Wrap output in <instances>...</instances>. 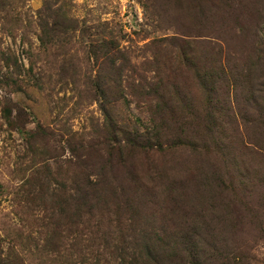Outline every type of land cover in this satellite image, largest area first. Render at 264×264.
I'll use <instances>...</instances> for the list:
<instances>
[{"label":"rangeland","instance_id":"374dc122","mask_svg":"<svg viewBox=\"0 0 264 264\" xmlns=\"http://www.w3.org/2000/svg\"><path fill=\"white\" fill-rule=\"evenodd\" d=\"M258 145L264 0H0V264H126L191 205L264 264Z\"/></svg>","mask_w":264,"mask_h":264},{"label":"trees","instance_id":"16d2710c","mask_svg":"<svg viewBox=\"0 0 264 264\" xmlns=\"http://www.w3.org/2000/svg\"><path fill=\"white\" fill-rule=\"evenodd\" d=\"M242 77L244 78V74L237 71V78H239L238 82L241 86L245 87V79H242ZM232 80L235 84L236 79L232 77ZM245 124L246 123L243 124L242 133L246 136V129L248 126ZM235 138L239 141L240 136L238 135ZM247 143L248 145L255 146L251 141H246V145ZM241 147L247 149L245 145H241ZM257 148L260 153L254 151L256 156L264 158V147L259 146ZM235 149L236 143L233 146V150ZM204 179V182L209 184L206 175H204ZM196 191L200 193L201 186H199ZM73 197L80 198V195L75 193ZM176 202L177 201H175V203ZM173 209L175 210V207H171V217L167 218L170 222L167 224L169 229L166 233H163V235H153L149 232L142 235V247L139 251L132 249L134 248L132 245L129 246L130 249L128 252L123 251L121 248L119 258H124V254L130 257L126 264H217L216 259L219 258L215 241V233L217 230L214 229L211 222L206 221L204 216H201L200 210H197L198 214L196 216V208L193 205L189 206V214L184 210L179 217L174 214ZM173 214L174 216H172ZM206 236L211 238V241L207 240ZM105 243L108 244V241L106 240ZM8 256L12 258L10 259ZM14 258L17 263L14 261ZM7 264L23 263L17 254L7 252Z\"/></svg>","mask_w":264,"mask_h":264}]
</instances>
